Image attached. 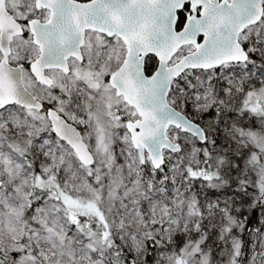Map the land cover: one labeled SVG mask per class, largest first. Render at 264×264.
Wrapping results in <instances>:
<instances>
[{"label":"snow or ice","instance_id":"obj_1","mask_svg":"<svg viewBox=\"0 0 264 264\" xmlns=\"http://www.w3.org/2000/svg\"><path fill=\"white\" fill-rule=\"evenodd\" d=\"M0 264H264V0H0Z\"/></svg>","mask_w":264,"mask_h":264}]
</instances>
